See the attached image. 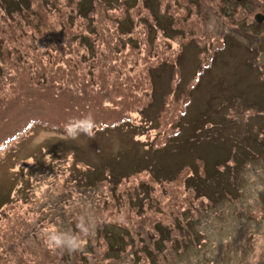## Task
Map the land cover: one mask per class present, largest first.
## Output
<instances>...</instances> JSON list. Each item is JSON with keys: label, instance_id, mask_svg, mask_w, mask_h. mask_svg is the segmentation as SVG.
<instances>
[{"label": "rangeland", "instance_id": "374dc122", "mask_svg": "<svg viewBox=\"0 0 264 264\" xmlns=\"http://www.w3.org/2000/svg\"><path fill=\"white\" fill-rule=\"evenodd\" d=\"M262 11L264 0H0V115L12 100L39 111L45 94L74 106L53 108L66 122L76 108L131 114L127 126L78 140L44 123L17 131L14 120L12 133L23 135L0 152V264H106L103 225L154 250L119 264H264V64L250 52L258 41L264 50L254 16ZM178 52L182 82L173 91ZM207 53H218L212 63ZM150 71L153 101L166 84L172 90L157 121L161 102L135 110L150 100ZM192 172L202 178L196 192L184 182ZM124 173L132 174L112 189ZM150 220L173 232L158 255ZM186 224L197 241L184 242ZM52 225L80 236L82 247L49 248Z\"/></svg>", "mask_w": 264, "mask_h": 264}, {"label": "trees", "instance_id": "16d2710c", "mask_svg": "<svg viewBox=\"0 0 264 264\" xmlns=\"http://www.w3.org/2000/svg\"><path fill=\"white\" fill-rule=\"evenodd\" d=\"M16 1H18V0H16ZM4 2L5 3H11V2H7V1H4ZM12 3L16 4L14 2H12ZM118 19L120 20V18H118ZM257 45H259V47L257 46L251 50V52H254V54L257 53V51L260 54L261 50H263V49H259L261 46L259 41H258ZM182 54H183L182 52H178L173 58L174 62H172L170 65L174 69V71H172V75H171V78H172L171 82H172L173 91L177 90L176 88H178L179 84L182 82V80L180 79L179 74H178L179 69L176 66L177 63L179 61H181V59L183 58L184 55H182ZM217 54L216 53L208 54L207 58L209 57V60H210L208 63H212L216 59ZM254 56L255 55H253V57ZM199 57H200V55H199ZM257 68L259 70V74L261 76H263L264 75L263 71L261 69H259L258 65H257ZM2 73H3V70L0 68V75H3ZM197 73H201V72L198 71ZM147 79L149 80V86L152 90L151 93L149 94L150 100L147 99L145 102L140 103L139 105L136 106L135 110L138 113H142V112L143 113H147V112L150 113V110H152V108L154 107L153 104L156 101H158V103L161 102V105L158 106L159 108L156 109L155 111H153L155 119L157 121L158 118L161 117V114L163 113V109L165 108V106L168 102L167 99L169 98L170 95H172V90L169 89V87L166 84V89H168V90L159 94L158 97L156 98V100L153 101V99H154L153 91L155 89L154 88L155 85H154V77L151 74V71L148 72ZM195 81L193 83H191L192 81L188 82V84H185L184 86H190L191 87V85H193L195 83ZM262 85L264 86V77H262ZM49 88H52V86H50ZM182 94H183V92H181L178 95V97L181 96ZM42 100H43L42 103H37L38 104L37 106L40 108V110L36 111V112H34V110H33V106H32L33 101H29V100L26 101L25 103H18L17 101L12 100L11 106H6L9 112L8 113L6 112L5 114L0 115V122H1V126H0V152L3 149H5L7 147V145H9L12 141H14V139H16L18 137V134L22 133V135H23L22 131H20L18 133L17 132L12 133L13 128H11V126H13L12 123L14 122V120H16V118H19V121L17 122V124L22 123V125L20 127L16 128L17 131L20 128L23 129V131H25L26 128H28L30 125H36V124L40 125V123H44V125L49 126V127H53L55 129H63V126L66 123L67 116L63 115L62 111L60 113L56 114V111L53 108L57 107V103L62 105L63 109H73L74 106L72 107V104L64 102L62 100V96L57 98L56 96H54L52 94H50V95L45 94V96L42 97ZM91 100H93V97L89 96V100H84V104L87 101H91ZM46 101H49V103H44ZM188 102H189V99H188V97H186L185 101L182 103V109L180 110V114L176 118L177 123H180V120H182L181 118H183L186 115V107L188 105ZM85 105L82 106L81 108L84 109ZM262 110H264V108ZM23 112H26V115L22 116L21 113H23ZM83 114L84 115H82L80 109L76 108L75 115H77V116L75 118H81L83 116L91 114L93 116L94 120L96 121L97 125H98V128H99L98 131H104V130H107V128L117 130L122 126L129 125L130 121H131V114L130 113L129 114L125 113L124 111L117 110L116 108H114L113 111H111L107 114L101 113L98 109H95L94 111H90V112L83 110ZM17 124L15 126H17ZM176 134H177V132H176ZM174 138L175 137L171 138L170 140H166L164 142L163 146H161V147H156V148L153 147V149L150 148L151 151H153V150H157V151L164 150L165 151V149L168 146L175 143ZM120 157L121 156H119V158ZM119 161H120L119 164L122 163L121 159ZM195 162H201V164L204 166V169L202 171L203 174L201 175V177L207 178V176H209V171H208L209 166H207L206 160L199 159V156H198V158H195ZM212 164L214 165L215 163L213 162ZM226 164H223V168H226ZM185 165H187L189 167L190 171L192 170V167H194L192 164H188V163H186ZM216 166H218V165H216ZM181 167L182 168L178 167L174 171V173H173L174 178H177V176H178L177 174L184 170V168H185L184 165H182ZM150 168H152V166H150ZM150 168L145 167L144 169H146L148 172H150L152 174ZM140 170H142V169H137V170H134L132 172L137 173V172H140ZM219 170L220 169H217V171H219ZM194 172H195V170H194ZM110 173H111V170H110ZM130 174H132V173H126V174L124 173L121 177H118L115 180L117 182L113 183L111 188L115 189L118 186V184L121 183V180L127 178ZM199 176L194 175V173L192 172L191 175H189L188 177H186L184 179V182L187 180L190 184V188L195 190V192L197 190H200L199 182H200V179H202V178L198 179ZM100 178H102V177H100ZM153 179H156V177H153ZM85 180H87L86 184L87 183L92 184V182L89 181V180H91L90 177H89V180H88V178ZM156 180H158V179H156ZM185 184H186V182H185ZM195 194H198V196H200V195H203V192L195 193ZM132 203H134L137 206L139 204L135 200H133ZM138 207L140 208V206H138ZM138 207H137V209H138ZM139 215H140V217L142 216L141 214H139ZM149 223L153 225L154 231H155L156 235H158L157 239H154L157 242V243H155L154 247L156 248V250H157L156 253L158 255V253L163 251V249L165 248V247L163 248V244L166 243L170 239V236H172L173 232H172L170 227L167 228L166 226H163L159 221H153L152 222L150 220ZM189 226L190 225L186 224V227H185L186 230L188 231V234L187 235L185 234V236H184V242L186 244H187V241L191 242L192 239L197 241L196 235H194L193 233L190 234V231L188 229ZM100 231L103 233L102 235L104 236L105 241H106V242H104V252H103V256L105 257V259L109 260L106 264H119V262H121L120 260H122V258H123L122 255H124V254H125V256L128 254H131L132 255L131 258L134 259V262L136 263V262L141 261V255H142V258H144V257H147V255H148L147 251H154L152 248H146L145 249L143 246L136 247L137 242H135V240L133 239L134 237L133 238L130 237V236H132V234L130 232L124 231L123 234L120 235V237H119L118 233L115 232L114 228L109 229L104 225L101 226ZM120 238H121V241H120ZM88 242L90 244L91 240ZM142 250H143V254H142ZM59 260H60V258H58V261ZM61 260L62 261L63 260L68 261V257L61 255ZM54 263L55 262L53 261V264ZM44 264H46V263H44Z\"/></svg>", "mask_w": 264, "mask_h": 264}, {"label": "clouds", "instance_id": "9594fccd", "mask_svg": "<svg viewBox=\"0 0 264 264\" xmlns=\"http://www.w3.org/2000/svg\"><path fill=\"white\" fill-rule=\"evenodd\" d=\"M99 130L96 121L91 114L81 118H72L63 126V134L61 139L78 140L81 134L92 139L95 138L96 132ZM33 163V160H29ZM19 168V166H18ZM27 171V169H26ZM81 232L87 234L88 226L85 221L78 224ZM46 243L51 249H67L68 251L75 252L82 247L83 241L80 236L73 234L69 231H64L61 228L52 225L45 230Z\"/></svg>", "mask_w": 264, "mask_h": 264}, {"label": "flooded vegetation", "instance_id": "af4514ba", "mask_svg": "<svg viewBox=\"0 0 264 264\" xmlns=\"http://www.w3.org/2000/svg\"><path fill=\"white\" fill-rule=\"evenodd\" d=\"M261 13L263 14V17H264V12L262 11ZM254 16H255V15H254ZM251 23H252V21H251ZM259 26L261 27L262 30H264V29H263V27H264V20L261 21V23L259 24ZM251 33H252V32H251ZM257 44H258V42H257V43H254V45H250V52H251V50L254 49L255 47H257V46L259 47V45H257ZM252 53L254 54V52H252ZM254 60H255V58H254ZM260 61H261V60H260ZM262 63H263V62H262ZM263 64H264V63H263Z\"/></svg>", "mask_w": 264, "mask_h": 264}, {"label": "water", "instance_id": "95a60500", "mask_svg": "<svg viewBox=\"0 0 264 264\" xmlns=\"http://www.w3.org/2000/svg\"><path fill=\"white\" fill-rule=\"evenodd\" d=\"M236 1H237V0H236ZM262 17H263V15H262L261 13L255 15V18H256V20H257L258 22H260V21L263 19ZM260 59H261V62L264 63V51L261 52Z\"/></svg>", "mask_w": 264, "mask_h": 264}]
</instances>
